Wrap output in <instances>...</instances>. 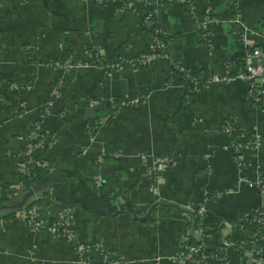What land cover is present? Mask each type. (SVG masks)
<instances>
[{"label": "crops", "instance_id": "1", "mask_svg": "<svg viewBox=\"0 0 264 264\" xmlns=\"http://www.w3.org/2000/svg\"><path fill=\"white\" fill-rule=\"evenodd\" d=\"M187 1H159L145 27L147 7L134 12L119 0H0V183L23 186L0 201V216L39 199L40 220L32 229L25 211L0 219V264H79L80 244L92 245L90 264L104 252L120 264H180L182 239L202 242L210 257L181 264H248L252 246L264 259V225L245 219L255 210L264 218V192L249 185L264 173V110L227 66L262 43L254 30L264 0ZM154 30L164 55L138 61ZM65 59L78 66L60 67ZM176 63L197 77L194 90ZM35 120L41 144L30 157L42 166L25 188L16 135ZM234 141L250 143L241 165ZM154 157L167 162L157 178ZM66 211L70 235L49 231Z\"/></svg>", "mask_w": 264, "mask_h": 264}, {"label": "built area", "instance_id": "2", "mask_svg": "<svg viewBox=\"0 0 264 264\" xmlns=\"http://www.w3.org/2000/svg\"><path fill=\"white\" fill-rule=\"evenodd\" d=\"M101 2L106 1H118V0H98ZM121 1V7L122 9L130 10V11H137L136 4L140 3V0H119ZM159 1L161 0H143L142 4L147 7L145 11H143V14L141 16V22L142 25L145 27H151L152 26V20L151 15L152 11L155 7L159 4ZM184 4L185 7L189 6V3L187 0H177ZM212 18L205 16L204 19L200 21V24L203 26L207 21H210ZM254 34L261 40L264 41V25L260 29L254 30ZM207 36L206 32H202V37L205 38ZM257 43L251 46L246 50L244 53L241 61L239 63H232L228 64L227 66L232 69L234 72L233 75L243 79L246 82L247 85V100L252 103L255 106H258L259 108L264 110V49H262V46H264V42ZM164 43L159 37L158 31H153V36L151 37L150 44H149V51L142 53L139 56L138 61L149 63L150 61L156 59L157 57H160L164 55ZM126 59L119 58L118 61H116V64H121L122 62H125ZM60 67H76L78 65H75V63H70L68 60H64L61 63L58 64ZM172 71L178 72L183 74L186 77V80L189 83V86L192 90H194L197 86V77L189 74L185 69L176 64L172 65ZM10 87H15L14 83L9 84ZM53 92H56V88L53 89ZM89 105L94 104V100L88 101ZM41 116V114H40ZM39 116V117H40ZM37 124V120L33 123V130L30 131L28 134H17L16 137L19 140L24 141V150L20 151L17 154V160L15 162V170L17 173H20L22 175L32 177L35 176L34 169L40 168L42 166V162L40 159L32 158L30 157V153L32 149L35 147H38V145L41 144V140H37L34 142L33 139H35L36 134L34 133V127ZM229 130V127L227 128ZM257 137L254 139V145L257 147ZM234 148V160L236 164L241 165L244 162V154L243 152L247 150L250 147V143L247 142H239L234 141L233 143ZM114 156H117V153L113 154ZM99 159V157H97ZM139 162L142 164H146L148 162L146 153L141 152L138 155ZM167 165V162L164 159H161L159 157H154L151 160L150 163V169L149 173L152 174L156 173V178L159 173H161ZM154 176V175H153ZM96 184L99 183V180H96ZM249 185H253L255 188H257L258 191L264 192V173L258 172L254 178L249 182ZM21 182L14 180L8 183L7 185H4L0 183V199L1 198H10L13 195L17 194L21 188H22ZM150 190L152 193L156 191L154 186H150ZM204 211V202H201L197 205L195 209V213L197 215L202 214ZM24 221L26 225L32 229H36L39 225V217H38V211L36 207H32L28 209L25 213H23ZM72 216L69 211H66L57 217H55L52 221L48 223V229L49 231L53 233H60L64 235H70V226L72 223ZM246 220H248L249 223L254 224L257 227H260L264 225V218L263 215L260 213V211H252L250 214H248L245 217ZM92 245L90 244H80L77 248V257L79 260V264H90V259L88 252L91 251ZM251 249L245 250V255L247 258V263L250 264H264L263 256H261V248L259 247H250ZM264 249V247H262ZM180 251L176 252L174 254V259L178 263H184V262H190V263H202L204 261H207V259L210 257V254L205 252V245L202 242L197 243H190L185 239L181 240L180 244ZM100 264H120L119 260L110 255L107 252H104L99 257Z\"/></svg>", "mask_w": 264, "mask_h": 264}, {"label": "trees", "instance_id": "3", "mask_svg": "<svg viewBox=\"0 0 264 264\" xmlns=\"http://www.w3.org/2000/svg\"><path fill=\"white\" fill-rule=\"evenodd\" d=\"M143 4H142V2H140V3H137L136 4V9H141L140 7H144V5L142 6ZM263 48H264V46H262ZM38 169L39 168H36V169H34V172H35V175H36V173H37V171H38ZM18 176V178L23 182V184H24V187L26 188V187H28L29 185H31V184H33L34 183V176H32V177H28V176H25V175H22V174H20V173H16ZM6 199H9V198H1L0 199V201H3V200H6ZM39 202V199H34V200H32V201H30V202H28V203H26V204H24V205H22L21 207H18V208H13L11 211H9V212H7V214H4V215H1L0 216V219H2V218H6V217H10V216H12L16 211H27L28 209H30V208H32V207H36V205H37V203ZM196 207L197 206H194V208H193V211L195 212V209H196ZM196 214V213H195ZM197 215V214H196ZM195 215V216H196ZM197 216H199V215H197ZM196 223V219L194 220V224ZM189 242V241H188ZM191 243V242H190ZM179 250V252H181L180 250V248L178 249ZM207 250V249H206ZM206 250H205V252H206Z\"/></svg>", "mask_w": 264, "mask_h": 264}, {"label": "water", "instance_id": "4", "mask_svg": "<svg viewBox=\"0 0 264 264\" xmlns=\"http://www.w3.org/2000/svg\"><path fill=\"white\" fill-rule=\"evenodd\" d=\"M113 169L114 170H118V167H113ZM108 170V167H104V168H102L101 169V171H100V175L105 179V178H108V177H106V175H104V172H106Z\"/></svg>", "mask_w": 264, "mask_h": 264}]
</instances>
